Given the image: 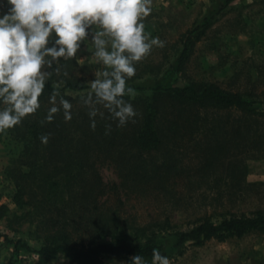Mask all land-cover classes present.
Here are the masks:
<instances>
[{
	"label": "rangeland",
	"instance_id": "374dc122",
	"mask_svg": "<svg viewBox=\"0 0 264 264\" xmlns=\"http://www.w3.org/2000/svg\"><path fill=\"white\" fill-rule=\"evenodd\" d=\"M223 2L152 0V11L142 20L145 33L151 37L158 36L166 41V46H154L150 55L137 63L136 75L126 84L142 85L145 90L135 92L129 96L131 99L139 97V93L145 97L158 85L183 86L190 81L213 83L225 90L241 93L252 91L264 99V0H233L194 42L185 65L177 70V57L186 33L205 13L221 7ZM7 10V0H0V14ZM94 51L91 42L86 41V46L78 51L76 58L67 61L61 58L60 74L53 71L49 80L55 86H60L65 80L90 85V81L96 78L95 74L104 67L97 62ZM56 67L54 64L53 69ZM91 91L88 88L67 93L86 97L85 93ZM74 104L73 108L87 107L79 101ZM98 107L105 111L102 106ZM77 110H74L76 115ZM240 115L231 111L230 119ZM218 116L224 118L225 112H218ZM74 134L79 133L73 131ZM195 137L179 140L175 153L179 175L165 182L163 192L127 193L120 190L115 194L114 188L107 191L109 194L100 199V202L106 199L102 207L104 213L108 214V206L116 207L119 198L122 204L117 212L124 222L118 230L110 228L103 235L101 231L84 228V220H80L76 213L78 200L70 192L63 191L43 203L37 199L32 205L15 201L16 187L8 171L10 167L20 168L22 144L14 139L10 129L6 130L0 134V231L8 238L21 239L35 249L45 243L64 242L80 246L113 239L140 242L152 230L163 229L162 233L166 234L175 229H186L204 219L218 222L231 214L264 213V158L246 160L244 182L228 178L221 165L214 171H208L201 179L197 170L203 156L197 144L199 139L201 143L204 140L202 135ZM145 157L148 165L164 159L161 153ZM88 163L92 164L91 168L96 170L107 188L120 182L119 175L123 171L117 161L95 155L89 158ZM85 168L91 170L90 167ZM63 183L60 179V190L64 188ZM219 191L223 192L222 196H219ZM101 258L102 264H130V257L122 255L104 254ZM169 258L171 264H264V232L252 231L223 240L212 238L199 245L186 242L180 254H172ZM0 264H70V261L61 252L46 257L24 248L15 251L12 244L0 238Z\"/></svg>",
	"mask_w": 264,
	"mask_h": 264
},
{
	"label": "trees",
	"instance_id": "16d2710c",
	"mask_svg": "<svg viewBox=\"0 0 264 264\" xmlns=\"http://www.w3.org/2000/svg\"><path fill=\"white\" fill-rule=\"evenodd\" d=\"M232 1L224 0L221 7L205 13L186 33L177 57V70L185 65L194 42ZM127 86L135 89V92L145 90L138 84ZM88 88L90 85L70 80L55 86L48 80L40 97L41 107L35 114L24 118L21 125L10 129L14 139L22 144L20 168L10 167L8 171L16 187L14 198L17 203L32 205L37 199L43 203L61 195L63 191L70 192L78 200L79 210L76 213L80 220H84V228L101 231L105 235L107 229L116 231L124 222L117 212L122 202L118 198L116 207L108 206L107 213L111 214L108 216L102 208L106 199L102 202L100 199L113 188L117 191L115 194L120 190L127 193L163 192L165 182L170 177L179 175L178 157L175 153L180 139L202 135L204 143L199 139L197 144L203 156L197 170L201 179L205 178L208 171H214L221 165L228 178L244 182L246 160L264 158V99L252 91H229L213 83L190 81L183 86L158 85L145 97L140 93L139 97L132 99L126 95L124 99L134 106L138 115L134 118V123L130 121L124 127H117L118 122L105 109L103 118L98 115L94 118L96 128L93 131L88 107H72V119L68 122H65L61 108L51 123L40 124L52 107L47 103L51 104L49 98L53 91L58 90L75 105L77 101L82 103L81 97L84 96H72L67 92H79ZM0 106L4 107L2 104ZM74 110H77L78 115ZM221 111L225 112L224 118L218 116ZM231 111H237L241 115L231 120ZM107 124H111V132L105 135ZM73 131H78L79 134L74 136ZM46 133L52 135L45 145L39 137ZM152 153H161L164 159L148 165L145 155L150 156ZM95 155L101 159L115 160L121 165L123 173L119 175V183H114L111 188L102 183L99 174L88 163L89 158ZM86 166L91 170L86 169ZM75 168L79 169L75 171ZM60 179L64 181V188L61 190ZM222 193L219 191V196ZM162 231L163 229L152 230L140 242L113 239L80 246L64 242L45 243L37 249L21 239H10L1 231L0 238L12 244L15 251L24 248L46 257L64 253L70 264H102L101 257L104 254L125 257L138 254L151 264L154 248L169 257L180 254L186 242L199 245L212 238L223 240L231 236L241 237L252 231L264 232V213L255 211L249 214H231L218 222L204 219L186 229H175L166 234Z\"/></svg>",
	"mask_w": 264,
	"mask_h": 264
},
{
	"label": "clouds",
	"instance_id": "9594fccd",
	"mask_svg": "<svg viewBox=\"0 0 264 264\" xmlns=\"http://www.w3.org/2000/svg\"><path fill=\"white\" fill-rule=\"evenodd\" d=\"M7 5L8 10L0 14V104L4 105L0 108V134L37 112L46 82L53 71L60 74L61 58H76L86 41L94 46L93 55L104 66L90 81L92 91L81 97L89 109L91 129L96 128L97 115L104 117L98 105L107 109L117 127L135 122L138 113L124 99L134 95L135 89L126 82L136 75L137 63L154 46H166L158 36L145 33L142 20L151 13L152 0H7ZM49 102L53 106L41 125L51 123L61 108L65 122L72 119L73 105L58 90ZM110 132L111 124H107L105 135ZM51 135L42 134L41 143L46 145ZM129 261L149 264L138 254ZM151 264L171 261L154 248Z\"/></svg>",
	"mask_w": 264,
	"mask_h": 264
}]
</instances>
